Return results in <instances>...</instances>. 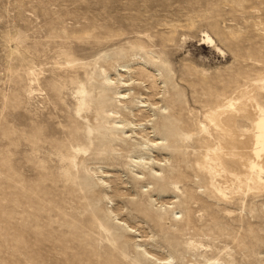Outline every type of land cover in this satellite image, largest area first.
I'll return each instance as SVG.
<instances>
[{
	"label": "rangeland",
	"instance_id": "1",
	"mask_svg": "<svg viewBox=\"0 0 264 264\" xmlns=\"http://www.w3.org/2000/svg\"><path fill=\"white\" fill-rule=\"evenodd\" d=\"M230 98L247 141L264 0H0V264H264V196L189 198Z\"/></svg>",
	"mask_w": 264,
	"mask_h": 264
},
{
	"label": "bare ground",
	"instance_id": "2",
	"mask_svg": "<svg viewBox=\"0 0 264 264\" xmlns=\"http://www.w3.org/2000/svg\"><path fill=\"white\" fill-rule=\"evenodd\" d=\"M203 39L207 43H213L207 34H204ZM254 107L257 116L251 121L252 131L247 141L241 140V136L238 135L240 132L237 134L235 131L237 120L234 114L240 108L234 98L226 99L224 104L207 111L203 118L206 125L200 124L198 126L201 132L207 135L210 134V129L222 131L219 140L212 144V147H205L203 153L197 156L195 161L193 177L198 179V185L203 189V199L197 198L193 193L189 194V198L195 201L201 200L200 208L197 206L195 209L198 212H203L196 217V220L202 224L206 222L210 214L217 215L222 212H224L222 217L224 216L230 221H236L237 216L234 214V208L239 201L244 200V198L248 199V197L254 199L264 196V108L258 105ZM163 128L167 130L168 124L164 123ZM245 131L247 130L245 129ZM184 178L189 179L190 177L185 176ZM152 181L158 183L159 180L152 179ZM160 186H163V184L161 183ZM174 186L178 189L175 184ZM212 205H215L213 209H202ZM191 214H193L192 210L189 209L187 212V226L192 222L190 221ZM190 229L194 230V228ZM199 230L203 233V236L213 235L209 229Z\"/></svg>",
	"mask_w": 264,
	"mask_h": 264
}]
</instances>
